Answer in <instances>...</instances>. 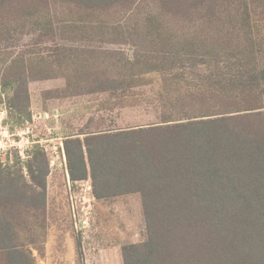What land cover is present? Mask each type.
I'll return each mask as SVG.
<instances>
[{
    "label": "trees",
    "instance_id": "trees-1",
    "mask_svg": "<svg viewBox=\"0 0 264 264\" xmlns=\"http://www.w3.org/2000/svg\"><path fill=\"white\" fill-rule=\"evenodd\" d=\"M25 29L69 46L3 69L12 130L33 82L64 79L46 108L100 94L154 108L152 123L64 136L71 182L141 195L147 239L124 264H264V0H0V54ZM26 166L30 180L0 163V264L46 255L51 162L36 145Z\"/></svg>",
    "mask_w": 264,
    "mask_h": 264
},
{
    "label": "rangeland",
    "instance_id": "rangeland-1",
    "mask_svg": "<svg viewBox=\"0 0 264 264\" xmlns=\"http://www.w3.org/2000/svg\"><path fill=\"white\" fill-rule=\"evenodd\" d=\"M19 32L6 42L5 50L0 54V75L13 59H26L33 53L52 56L53 59L59 48L69 46L59 35L43 37L41 32H29L28 29ZM76 45L82 48L85 43L78 42ZM107 48H122L134 54L129 46ZM64 84V79L31 83V118L21 127L15 128L25 127L34 116L36 141H41L36 145L46 151L51 162L48 179L50 227L45 242L46 255H39L36 248H32L33 254L35 258L37 255L38 264H124L122 248L147 239L141 195L96 199L91 177L81 182H71L67 159L65 161L58 157L54 153L55 147H59L61 142L64 144V136L69 134L152 123L155 121V111L147 101L124 108H120V105L112 108L115 99L107 94L49 101L46 108L43 92ZM150 87L139 90V93L150 91ZM109 101L112 104L104 105ZM36 145L31 147L29 158L21 162L27 180H30V175L26 165ZM18 160L16 158V162Z\"/></svg>",
    "mask_w": 264,
    "mask_h": 264
},
{
    "label": "built area",
    "instance_id": "built-area-1",
    "mask_svg": "<svg viewBox=\"0 0 264 264\" xmlns=\"http://www.w3.org/2000/svg\"><path fill=\"white\" fill-rule=\"evenodd\" d=\"M36 128V118L33 116V120L25 127L12 130L8 122V108L5 103L0 104V163L4 167L14 166L16 158L20 162L29 158L31 147L41 143V141H36ZM55 150L54 153L66 161L63 142L59 144V147H55Z\"/></svg>",
    "mask_w": 264,
    "mask_h": 264
},
{
    "label": "crops",
    "instance_id": "crops-1",
    "mask_svg": "<svg viewBox=\"0 0 264 264\" xmlns=\"http://www.w3.org/2000/svg\"><path fill=\"white\" fill-rule=\"evenodd\" d=\"M36 257H37V255H36Z\"/></svg>",
    "mask_w": 264,
    "mask_h": 264
}]
</instances>
